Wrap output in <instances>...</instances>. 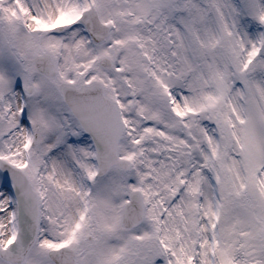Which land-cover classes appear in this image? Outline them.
I'll list each match as a JSON object with an SVG mask.
<instances>
[{
	"label": "snow or ice",
	"instance_id": "snow-or-ice-1",
	"mask_svg": "<svg viewBox=\"0 0 264 264\" xmlns=\"http://www.w3.org/2000/svg\"><path fill=\"white\" fill-rule=\"evenodd\" d=\"M0 264H264V0H0Z\"/></svg>",
	"mask_w": 264,
	"mask_h": 264
}]
</instances>
